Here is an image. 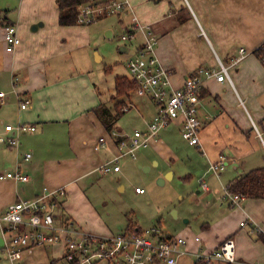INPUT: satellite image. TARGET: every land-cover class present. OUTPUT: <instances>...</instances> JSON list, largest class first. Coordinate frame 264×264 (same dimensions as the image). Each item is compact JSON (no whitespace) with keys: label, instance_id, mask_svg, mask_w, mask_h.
<instances>
[{"label":"crops","instance_id":"1","mask_svg":"<svg viewBox=\"0 0 264 264\" xmlns=\"http://www.w3.org/2000/svg\"><path fill=\"white\" fill-rule=\"evenodd\" d=\"M25 1L0 0V9L6 11L2 17L16 26L21 39L18 46L12 51L8 50L5 27L0 26V92L5 94L0 98V171L20 170L30 180H0V215L10 204L30 201L44 193L64 189L65 195L55 200L56 220L68 219L80 231L101 236L132 231L126 226L114 233L96 200L100 198L98 190H104L106 186L94 179V174L100 172L101 176L120 180L123 171L121 163L119 172L103 173L100 167L114 158L121 136L128 134L118 130L117 126L112 134L106 133L93 110L99 104L106 103V97L102 95L96 76L92 77L90 70L87 76L82 77L71 74L66 68L51 69V57L63 56L68 50L55 51L51 46H46L39 53L43 56L26 57L25 51L30 43L25 42L23 10L32 0H27L28 3ZM122 1H125L126 8L119 13L120 21L126 31L133 34L130 40L135 39L137 44L135 53L144 43L140 37L142 39V35L151 31L157 39L155 55L162 66L171 72L170 80L174 88L182 87L198 68H217L219 59L230 65L239 56L240 47L247 49L249 55L230 69L234 86L229 82H218L215 78L204 80V96L199 103V118L203 126L197 146L208 159L205 173L216 175L213 176L214 180L226 187L248 171L264 166V104L259 101L264 93V80L250 76L253 71L259 73V77L264 72L263 63L254 54L264 44V0ZM45 2L55 3L50 24L58 41H61L62 37L73 33L78 24H59L56 0H36L33 4L35 13L48 7ZM11 6L17 10L13 11ZM47 18V15L39 13L30 22L33 24L43 20L41 26H45L48 24ZM106 33L110 38L113 37L112 29ZM129 50L122 46V51ZM96 59L102 60L99 53H96ZM67 64L68 61H62V67ZM67 69L70 68L67 66ZM79 80L83 84L80 87L85 89L82 98L76 94ZM138 96L146 97L154 104L150 97ZM26 101L29 103L26 108H22ZM106 105L111 107V104ZM129 106L131 109L134 103ZM156 114L155 106L154 115L146 125ZM22 123L32 124L36 130H6L7 125L16 127ZM173 123L182 128L181 119L174 120L167 127ZM158 135L150 146L143 149L153 146L157 153H164V139ZM12 137L18 140L15 145L7 141ZM101 139H104V143L100 144ZM27 153L32 154L28 160L25 158ZM166 157L173 158L169 153ZM223 158L225 169L214 173L210 169L211 165ZM151 160L155 164L159 162L155 155ZM172 176L173 172L168 171L166 177ZM203 182L207 184V189L202 187ZM105 184L111 187L110 182ZM201 187V196H211L214 188L205 177L201 179ZM229 205H238L234 214H239L242 219L233 224L225 221L228 217L222 218L215 230H212L210 220L203 222V228L209 230L205 240L197 242L193 235L187 234V253L179 257L177 264H195L198 254L216 250L228 238L235 242L237 258L229 264H264V242L259 239V233H264V198H245L238 204L230 202ZM227 214L231 216V210ZM243 222L246 224L242 225ZM133 224L135 231L141 229L137 222ZM165 234L176 236L167 232ZM6 238L3 233L0 234V255H6ZM62 255V246L34 247L24 252L20 264H53L52 261Z\"/></svg>","mask_w":264,"mask_h":264},{"label":"rangeland","instance_id":"2","mask_svg":"<svg viewBox=\"0 0 264 264\" xmlns=\"http://www.w3.org/2000/svg\"><path fill=\"white\" fill-rule=\"evenodd\" d=\"M35 1L32 0L30 5L24 6L23 10L26 24L25 42L30 43L25 51L26 57L43 56L44 54L39 53L46 46H51L55 51L68 50V53L63 56L51 57L49 62L51 69L66 68L71 74L82 77L87 76L90 70L91 76H96V82L99 84L102 95L106 97V103L111 104L112 112H114V104L119 100H125L127 108L130 107L129 104L134 103V106L117 121L118 130L131 135L135 129L147 128L146 124L155 112V106L149 99L138 96L135 90L129 96L116 98L113 95L111 97L115 94L116 75L130 77L127 62L134 57L137 47L135 39L123 42L122 36L127 31L120 21V15L109 14L92 23H79L73 33L58 41L57 34L50 24L51 11L55 3L45 2L48 7L42 10L38 8L39 10L35 13V5H33ZM25 2L28 3L27 0ZM11 9L17 10L12 6ZM39 13L47 15L48 24L33 30L34 25L44 23L43 20L33 24L30 22ZM108 29L113 31L112 38L106 33ZM140 41H145V36L142 35ZM122 46L130 50L122 51ZM96 53L102 57L101 61H97ZM60 58H62L61 61ZM63 60L68 61L65 67H62ZM67 66L70 69H67ZM106 66H111L112 71L105 73ZM250 76L260 81L264 80V72L259 77V73L253 71ZM80 81L76 94L77 97L82 98L85 95V89L80 87L83 86ZM259 101L264 104V93L259 97ZM105 131L108 134L106 129ZM158 136L164 139V153H157L151 146L148 149L139 150L136 160L123 158L120 161L123 167L120 180L111 176H101L100 172L94 174L95 181L106 186L104 190H98L97 194L100 198L96 200L106 221L114 229V233L126 228L129 216L141 226V229L157 226L164 234L167 232L181 237L190 234L194 236L193 238L199 236L202 241L205 240V234L209 231L203 228V222L206 220L211 221L212 230L217 228V222L222 221V218L228 217L225 221L238 223L242 219L239 214H234L238 205L230 206V199L226 197V185L216 182L213 178L216 175L205 173L208 169V159L198 146L190 145L183 137L180 126L173 123L162 129ZM167 153L173 158L166 157ZM141 155L143 158H140ZM153 155L159 161L156 164L151 160ZM168 171L173 172L170 178L166 177ZM204 177L214 188L211 196H201L203 193L201 179ZM161 180L164 182L161 183ZM107 181L111 183V187L105 184ZM137 187L144 189L145 193L137 192ZM216 208H218L217 212H215ZM228 210H231V216L227 214ZM0 264H11V262L5 254H1Z\"/></svg>","mask_w":264,"mask_h":264},{"label":"built area","instance_id":"3","mask_svg":"<svg viewBox=\"0 0 264 264\" xmlns=\"http://www.w3.org/2000/svg\"><path fill=\"white\" fill-rule=\"evenodd\" d=\"M125 8L126 3L122 0L86 4L81 8L78 21L82 24L92 23L100 16L119 14ZM132 36V32H126L122 40L129 41ZM5 40L10 51L21 43L15 25L5 27ZM156 44V37L151 31H147L143 45L127 62V68L130 77L136 82V93L150 97L157 107V114L145 130L136 129L131 135L121 136L114 158L100 167L103 173L119 172L122 158L136 159L137 152L150 146L159 131L174 120L181 119L183 137L189 144L197 146L203 126L199 118V103L204 80L215 78L218 82H229L234 86L230 69L249 55L245 47H240L239 56L234 58L230 65L219 59L217 68L200 67L193 76L185 80L182 87L174 88L170 80L171 72L162 66L155 55ZM261 48V61L264 63V44ZM4 96L5 94L0 92V98ZM28 103L29 101H26L22 108H26ZM6 130L34 132L36 127L28 123L16 127L10 124L6 126ZM7 141L11 145L18 142L16 137L8 138ZM100 141V144L104 143V139ZM31 157V153L25 155L26 160ZM210 169L216 174L220 173L225 169V159L213 163ZM6 179L28 182L30 177L20 170L0 171V180ZM202 187L207 189V184L203 182ZM136 191L145 192L139 187ZM64 195V189L47 192L30 201L10 204L0 215V228L7 237L4 248L12 264H20L26 250L39 246H62L63 255L57 259V264H177L179 257L187 253L186 237L168 236L157 226L141 231H124L101 236L80 231L68 219L56 220L55 200ZM226 197L233 204L245 199L242 195L231 193L227 188ZM195 240L200 242L201 238L196 236ZM202 258L210 264L235 262L237 258L234 240L227 239L210 253L201 252L197 260Z\"/></svg>","mask_w":264,"mask_h":264},{"label":"trees","instance_id":"4","mask_svg":"<svg viewBox=\"0 0 264 264\" xmlns=\"http://www.w3.org/2000/svg\"><path fill=\"white\" fill-rule=\"evenodd\" d=\"M59 8V24L62 26H72L79 24V17L81 14V8L86 4H97L101 1L106 0H56ZM6 11L0 9V26L13 25L7 21V18H3L2 15ZM106 16H100L98 19H102ZM97 19V20H98ZM263 49L259 47L254 51V54L261 60ZM262 62V61H261ZM263 63V62H262ZM264 65V63H263ZM106 73L112 71L111 66L105 67ZM136 89V82L131 80L127 75H118L115 77V95L114 97L120 98L123 96H129L132 91ZM204 96V91L200 93V99ZM124 108L126 109L124 111ZM100 121L104 125L105 129L112 134L116 130L117 121L130 110L127 108L125 100H119L114 104V112L106 105V103H101L93 109ZM231 193L239 194L245 198H264V166L252 169L237 178L235 181L231 182L226 187ZM133 219L128 217L127 228L129 230L135 231ZM138 231H141L138 230ZM230 239V238H228ZM259 239L264 242V233H259ZM219 248V247H218ZM53 264H57V260L52 261ZM195 264H210L206 259H199ZM216 264V263H212ZM229 264V263H221Z\"/></svg>","mask_w":264,"mask_h":264},{"label":"water","instance_id":"5","mask_svg":"<svg viewBox=\"0 0 264 264\" xmlns=\"http://www.w3.org/2000/svg\"><path fill=\"white\" fill-rule=\"evenodd\" d=\"M43 25V23H39L33 26V30H37L39 28V26ZM109 37H111L110 35H108ZM169 176V175H168ZM164 180H161V183H163Z\"/></svg>","mask_w":264,"mask_h":264}]
</instances>
